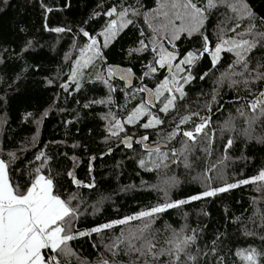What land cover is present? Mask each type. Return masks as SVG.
<instances>
[{
    "label": "trees",
    "instance_id": "trees-1",
    "mask_svg": "<svg viewBox=\"0 0 264 264\" xmlns=\"http://www.w3.org/2000/svg\"><path fill=\"white\" fill-rule=\"evenodd\" d=\"M163 2L0 0V159L14 184H27L39 168L53 180L55 194L66 201L76 197V238L69 242L75 255L61 257V264H170L172 257L153 260L152 253L137 255L123 244L110 250L149 221L145 235L155 243L154 253L171 247L174 233L195 238L179 264H248L243 254L253 249L260 254L257 264H264V182L191 199L264 171V115L251 109L264 100V0H214L211 8L208 0H193L203 23L178 39H171V26L161 28L168 24L157 12ZM125 10L131 23L119 28ZM165 11L174 19L176 10ZM174 22L179 28L181 21ZM113 23L117 34L106 36ZM228 40L253 41L255 47L242 59L236 56L240 49L222 48L214 63L212 52ZM162 51L175 57L170 73L157 63ZM189 53L195 59L177 74ZM112 66L128 67L140 81L127 88L110 79ZM167 80L168 88L176 82L182 97L174 86L157 95ZM141 84L153 90L155 109L146 104ZM172 97L174 104L161 111ZM141 105L143 116L124 123ZM152 118L162 123L144 128ZM201 123L206 126L195 143L183 136ZM126 137L167 146L159 153L136 141L115 147ZM181 200L188 202L116 224ZM105 224L114 226L92 231Z\"/></svg>",
    "mask_w": 264,
    "mask_h": 264
},
{
    "label": "snow or ice",
    "instance_id": "snow-or-ice-1",
    "mask_svg": "<svg viewBox=\"0 0 264 264\" xmlns=\"http://www.w3.org/2000/svg\"><path fill=\"white\" fill-rule=\"evenodd\" d=\"M214 0H208V7H214ZM165 9L176 10L174 12V19L169 17V12ZM233 10L236 8L233 6ZM114 11V10H113ZM158 16L163 15L168 20V24H163L162 29H167L169 26L172 28L171 39H178L179 33L187 31L189 33L195 32L203 23L202 10L197 7L193 0H164L161 4L160 9L157 10ZM109 12L108 15H112ZM122 22L119 28H123L126 24L131 23L130 20H124L127 15V10L120 13ZM175 20L181 21L179 28L175 25ZM161 29H157L159 31ZM55 31L60 32L63 29L57 28ZM117 25L115 23L109 25L106 36L114 37L117 34ZM85 36L88 33H84ZM228 43V41H225ZM96 44L93 40L92 44L89 45V49ZM234 46L240 51L236 52L238 59L243 58V54L251 51L255 47V42L249 40H242L241 42H233ZM208 51L207 48L204 49ZM221 47L217 46L215 54H213V62L215 63L218 54L221 52ZM231 51L232 49H228ZM97 55L99 53L97 52ZM172 53H161L160 59L157 61L161 67L166 64L171 66V61L174 59ZM195 57L189 53L183 63L191 64ZM88 61H85L87 65ZM111 71V70H110ZM155 71V69H153ZM173 86L176 87V91L180 92L181 97L183 92L180 87L176 86V82L173 81ZM145 89H142L144 91ZM161 90H167L171 92V88H168V81H165L161 85V89L157 90V95L160 94ZM264 96V93L261 94ZM175 97L168 99L167 103L161 109V111H167L170 106L174 104ZM261 108V113L264 115V100L258 99L256 102L251 104V109L255 113L257 108ZM143 109L138 108L128 118V123H132L134 119L138 117ZM258 117H253L249 121L251 126L252 123ZM188 118L186 117L181 123H186ZM162 121L156 118L150 119L143 125L144 128L153 127L154 125L161 124ZM205 123H201L195 126L193 131H184L183 136L187 137V140L195 143L197 135H199L204 127ZM117 127H120L117 124ZM121 130H123L121 128ZM112 135H116L115 132ZM147 140L148 137H143ZM232 141H228V146H231ZM130 147L131 144L129 143ZM190 146L185 144L183 152L189 151ZM156 153L160 152L159 148L152 149ZM176 155V152L172 153ZM14 156V154H12ZM37 156V159H40ZM167 159V154H163L161 160ZM141 166L144 161L142 160ZM186 166H187V162ZM160 165H156L159 167ZM8 164L0 159V264H61V257L67 261V258L74 256L69 247V242L76 238L72 232V221L76 218V209L71 205V200L76 199L73 195L70 200L66 201L59 195L55 194L53 180L50 177L40 174V169H36V175L32 177L30 182L25 185L14 184L9 178ZM69 175H72L69 173ZM264 182V171H261L259 175L252 179H245L239 181L237 184H229L226 187L219 189L205 191L202 196L196 195L191 197L192 200H199L202 197H210L217 194V192H224L231 188L239 187L240 185H246L249 183ZM79 184V181H74ZM85 187H92L93 185H84ZM188 201H178L173 203H167L162 207H154L150 211H142L138 216H131L126 219H121L116 224L124 225L128 224L133 220H140L154 217L156 214L165 211L168 208L179 207L180 205L187 203ZM113 224H105L103 227H97L92 229L93 232H101L104 229L113 227ZM150 227V221L145 223L142 228L137 232L130 234L127 239H118L110 246V250L118 249L121 244L125 245L129 252H134L137 255H148L152 253V259L156 260L158 256H169L173 259L170 264H179L180 256L185 254L187 247L190 243L194 242V237H187L180 239L178 234L174 233V238L170 239L168 243L171 247L162 249L158 254L154 253L153 250L156 248L152 238L146 236L145 233ZM85 233H80L84 235ZM136 241H140V246L137 247ZM260 255L255 249L251 250L247 254H243V259L248 261V264H257V256ZM189 259L194 257L189 256ZM104 264H108L104 261Z\"/></svg>",
    "mask_w": 264,
    "mask_h": 264
},
{
    "label": "water",
    "instance_id": "water-1",
    "mask_svg": "<svg viewBox=\"0 0 264 264\" xmlns=\"http://www.w3.org/2000/svg\"><path fill=\"white\" fill-rule=\"evenodd\" d=\"M108 73H109L110 79H113V78L119 79L120 81L124 83V85L127 88L132 87L134 84V81H137V82L140 81L139 77L133 71H131L128 67L112 66L108 69ZM170 86H171V89L173 90V86L172 85ZM140 89L141 90L145 89L143 93H144V100L146 104H148L149 106L155 109L156 100H155V95H154L153 90L147 86H144L143 84L140 85ZM133 141H136L137 143H141L145 150H152L155 148H162V147L167 146V144L163 142L149 143L147 142V140H144L143 137H140L138 139L134 137H129V138L126 137V138H123L118 144H116L115 147H118L125 143L132 144Z\"/></svg>",
    "mask_w": 264,
    "mask_h": 264
},
{
    "label": "rangeland",
    "instance_id": "rangeland-1",
    "mask_svg": "<svg viewBox=\"0 0 264 264\" xmlns=\"http://www.w3.org/2000/svg\"><path fill=\"white\" fill-rule=\"evenodd\" d=\"M234 42H236V41H234ZM152 45H153L154 47L159 48L158 51H159V53H160V49H161L160 44L153 43ZM220 47H221V49H222V48H226V49L235 48V46H234V44H233V41H229V40H228V43H225V42L222 43V44L220 45ZM215 52H216V50H215L214 52H212V55L215 54ZM167 53H168V52H167ZM218 55H219V54H218ZM217 58H218V57H217ZM184 60H185V59H184ZM184 64H185V63H183V61H182L181 64H180V66L177 65V68H176V73H177V74L181 72L182 65H184ZM167 81H168V83H169L170 80H167ZM161 92H162V90H161ZM161 92H160V94H161ZM160 94H159V95H160ZM138 108H141V106H139ZM138 108H136V109L134 110V112H136V110H137ZM146 110H147V109H146L145 107H143L141 113L138 115V117H137L136 119L133 120V122H135V121H137L138 119H140V118L143 116V114L146 112ZM134 112H133V113H134ZM133 113H132V114H133ZM132 114H131V115H132ZM131 115H129V116H131ZM129 116L123 120L124 123H126V124H130V123H128V118H129ZM118 124L121 125L120 122H119ZM257 175H259V174H257ZM257 175H255V176H253V177H250V178H248V179H252V178L256 177Z\"/></svg>",
    "mask_w": 264,
    "mask_h": 264
},
{
    "label": "flooded vegetation",
    "instance_id": "flooded-vegetation-1",
    "mask_svg": "<svg viewBox=\"0 0 264 264\" xmlns=\"http://www.w3.org/2000/svg\"><path fill=\"white\" fill-rule=\"evenodd\" d=\"M166 67H167V71H168V73H170V72H171V68H170V66L166 64Z\"/></svg>",
    "mask_w": 264,
    "mask_h": 264
},
{
    "label": "bare ground",
    "instance_id": "bare-ground-1",
    "mask_svg": "<svg viewBox=\"0 0 264 264\" xmlns=\"http://www.w3.org/2000/svg\"><path fill=\"white\" fill-rule=\"evenodd\" d=\"M135 85V84H134Z\"/></svg>",
    "mask_w": 264,
    "mask_h": 264
}]
</instances>
